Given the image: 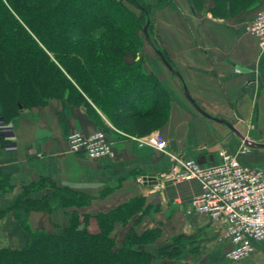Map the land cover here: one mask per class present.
<instances>
[{
	"label": "crops",
	"instance_id": "obj_1",
	"mask_svg": "<svg viewBox=\"0 0 264 264\" xmlns=\"http://www.w3.org/2000/svg\"><path fill=\"white\" fill-rule=\"evenodd\" d=\"M258 6L226 18L210 12L195 13L189 5L188 13L183 5L165 11V23L158 28L162 53L180 77L161 59L149 58L145 71L158 80L168 108L163 123L148 133L136 124L132 127L136 117L113 123L90 100L85 108L65 98L53 99L47 105L23 109L11 122L0 121V210L11 208L18 200H40L51 192L45 184L92 196L87 209L92 214L98 206L105 211L140 197L151 213L142 216L135 225L136 232L160 230L156 243L143 247L150 253L181 238L189 243V250L174 259L177 264H264L261 241L253 242L254 253L240 262L225 259L229 245L219 240L223 222L185 211L195 191L193 185L170 182L158 191L151 184L137 181L167 172L171 167L168 153L208 167L220 163L218 152L226 150L242 165L264 168L262 161L238 154L235 133L200 114L184 95L185 87L205 114L228 122L239 133L251 127L264 138V51L245 30L264 8V0ZM96 130L106 133L111 155L90 160L83 153L68 150L66 138L70 132L91 134ZM156 133L165 140L168 153L146 143ZM251 142L264 144L256 138ZM3 220L0 242L26 241L10 213ZM29 221L34 230L47 233L71 225L70 217L60 210L51 214L32 212ZM89 226L90 231L97 229L96 221L92 219ZM165 260L157 258L154 263Z\"/></svg>",
	"mask_w": 264,
	"mask_h": 264
},
{
	"label": "trees",
	"instance_id": "obj_2",
	"mask_svg": "<svg viewBox=\"0 0 264 264\" xmlns=\"http://www.w3.org/2000/svg\"><path fill=\"white\" fill-rule=\"evenodd\" d=\"M102 1L124 8L143 31L149 11L138 0L130 1L141 10L143 26L121 1ZM240 1L244 0H218L209 12L226 18ZM93 12L83 7L80 0H0V121L11 122L23 109L65 98L70 104L85 108L90 100L115 124L136 117L142 120L139 128L144 127V133L163 123L168 107L158 80L125 58L134 49L120 37L127 27L123 23L118 27L109 25L105 14L100 10ZM144 120L148 122L143 123ZM50 185L51 192L40 200H18L12 208L27 215L29 211L49 209L47 204L60 209L65 202L92 198ZM139 200L135 198L123 209L112 211L110 217L103 216L100 232L95 235L80 229L84 225L74 229L72 221L58 233L33 232L22 248L0 250V264H155L154 256L167 259L160 264H177L174 259L182 253L173 251L174 246L161 247L154 254L139 248L158 240V228L138 234L132 227L119 245L113 237L118 218L125 216L130 221L134 215L139 218L142 212H149V207ZM40 247L48 259L40 258ZM167 251L170 252L164 257L158 255Z\"/></svg>",
	"mask_w": 264,
	"mask_h": 264
},
{
	"label": "built area",
	"instance_id": "obj_3",
	"mask_svg": "<svg viewBox=\"0 0 264 264\" xmlns=\"http://www.w3.org/2000/svg\"><path fill=\"white\" fill-rule=\"evenodd\" d=\"M245 30L257 39L264 51V8L249 22ZM68 150L83 153L90 160L111 155V145L106 133L96 130L91 134L72 131L67 135ZM160 152H166V142L156 133L147 142ZM170 169L156 177H139L141 184L153 180L156 189L170 182L189 183L194 193L189 198L185 211L199 214L213 222H223L219 240L229 248L224 252L226 260L237 263L255 251L253 242H264V168L250 167L239 163L237 156L220 150V163L201 166L192 158L170 154Z\"/></svg>",
	"mask_w": 264,
	"mask_h": 264
},
{
	"label": "rangeland",
	"instance_id": "obj_4",
	"mask_svg": "<svg viewBox=\"0 0 264 264\" xmlns=\"http://www.w3.org/2000/svg\"><path fill=\"white\" fill-rule=\"evenodd\" d=\"M119 1L122 2V5L126 9L130 10L131 12H133L134 14H136V16H138L140 18V20L142 22V26H143L145 22L143 23L144 17H143L141 10H139L136 6H134L130 0H119ZM217 1L218 0H138V2L142 3L145 7H147V9L149 11L150 23L148 26V36H149L150 42L152 40L158 46L159 51L161 53L163 52V50H162L161 38H160V35L158 33V28L163 26L165 23V11L167 9H172V7L174 9H176V8L181 9V5H183V7H184L183 9H185L186 12L188 13L189 12L188 11V5H189V6H191L192 10H194L195 13L200 14L203 12H209V10H211L212 7H215V3ZM262 1L263 0H244L243 2L240 1L237 4V7L234 9V12H232V13L233 14H241V13H244L247 11L250 12L252 9H254L258 5H260L262 3ZM80 2H81V5L85 8H87L88 10H90L91 13L95 14V12H93L94 10L95 11L100 10L103 14H105V18H106L109 25H114V26L118 27L121 23L125 24V26L127 27V28L123 29V32L125 34L124 35L121 34L120 37L122 38V41H124L125 43L127 41V42H130L132 45H134V49L132 48L131 52H129L125 56V58L132 59L134 61V63L139 66L140 71L144 74H147V72L145 71V68L147 67V63H148L149 58L156 57V58L160 59V57L155 52V50H154L155 48L153 49L151 47L148 40L146 39L144 32L140 29L137 22L129 16L128 12L124 8L117 6V4H116L117 9L112 4L107 3L108 5H106L105 4L106 1H102V0H80ZM217 9H218V6H217ZM219 12L222 13L221 10H219ZM127 15L129 16L131 21H128ZM87 22L88 21H86V23ZM141 122H142V120L135 118V121L132 122L133 123L132 127H134L135 124H136V126L139 127ZM144 122H148V120L147 121L144 120L143 123ZM125 125L127 126V124H125ZM125 125H123V126L125 127ZM118 126H120V123H118ZM120 128H122V127H120ZM230 132H231V130H230ZM240 133L245 138V140L248 139L247 140L248 142H251L254 138L264 141V138H261V133L254 131L251 127H249L248 129H246ZM235 138H236V140H238V146H237V148H238L237 153L238 154H247V156L254 157L255 159L262 161L264 163V148H260V149L259 148H251L238 135L235 134ZM156 183L153 184L151 182H148L146 184H151V185H153L154 188H156V186H155ZM45 185L48 188L50 187V189H51V185L50 186L48 184H45ZM164 186H165V184L163 185V188H161V186H159L157 188V190L160 191V190L164 189L165 188ZM32 187L33 186H31L30 188H32ZM98 197H100V195H98ZM93 198H94V196H93ZM137 198H140V197H137ZM131 200H133V199H131ZM131 200H129L125 203H121L119 205H116L114 207H111L105 211H100V207L98 206L97 207L98 211L97 210L92 211L93 214L87 212L88 207L91 205V202L89 200L88 201L82 200L80 202H76V203H72V204L65 202L64 205H62L60 209H56V208L53 209V207L51 205L53 203H51V204L46 205L47 207L49 206L48 207L49 209L42 210V211L41 210L40 211H34V210L29 211V213L27 215H25V213H22V215H20L18 212L19 209H14L12 207L8 208L6 210H0V222H3L4 221L3 218L8 213H10L12 215V217L14 218L15 223L18 225L17 229L21 232V234H24L26 237V241L23 243H19V244L0 242V250L5 249V248L20 249L24 245L27 244V242L31 236V233L41 231L40 229L34 230L30 225L29 217H30V214L32 212H42V213H46V214H51L54 211L60 210L63 213L67 214L70 217V220L72 222H74V226H73L74 229L79 228L80 225H84L83 227L81 226L80 229H84L85 232L88 234L95 235V234H98L100 232V223L103 220V216H105V218L107 216L110 217V214L112 211L120 210L122 208V206H124V204L130 202ZM140 202L144 204V200L142 198H140L139 203ZM150 213L151 212L143 214V212H142L141 213L142 215H139V218H137L138 217L137 215H134V218H132L130 221H126L124 219L125 216L118 218L119 220L113 225V231L114 232L112 233L113 237H115L118 245L122 243L125 235L128 234L132 230V227L135 230V225L139 224L138 222H140V219L142 218V216L146 217ZM115 217L116 216H114V218ZM92 219L94 221H96V224H97V229L94 228V231H90L91 230L90 228L88 229L89 223ZM104 223H106V222H104ZM63 229H65V228H63ZM15 230H16V228H14L13 230L10 229L11 235L15 234ZM60 230L58 232H60ZM42 232H45V231H42ZM58 232H56V233H58ZM123 232H124V235H123ZM45 233H47V232H45ZM142 233H143V231L140 234H142ZM18 235H19V233H18ZM145 238H149V237L146 236ZM182 241L183 242L181 243V238H178V239L174 240L171 243V245H169V246H171V247L174 246L173 251H175L176 253H178V252L182 253L186 249H188L187 247L189 246V243L185 239ZM146 243L139 246V248L141 250H143L144 252L150 253L149 251L145 250L143 247H147L148 245H150L151 242H148V244H146ZM179 246H180L181 251H179ZM164 248H166V247H164ZM169 252L170 251H167V253L163 252L162 255H160V254H158V255L161 257H164V254H168ZM38 255H40V258H43L44 260L48 259V257L42 253L41 247H40V251H38ZM156 259H157L156 256H154L153 262ZM159 259H161V258H159ZM179 264H181V263H179Z\"/></svg>",
	"mask_w": 264,
	"mask_h": 264
},
{
	"label": "water",
	"instance_id": "obj_5",
	"mask_svg": "<svg viewBox=\"0 0 264 264\" xmlns=\"http://www.w3.org/2000/svg\"><path fill=\"white\" fill-rule=\"evenodd\" d=\"M149 23H150V21H149V19H148L147 22H146V24H145V26H144V28H143V32H144V34H145V36H146V39L148 40L149 44H150L151 47L154 49L152 43L150 42L149 36H148V26H149ZM154 50H155V52L157 53V55L160 57V59L162 60V62L164 63V65H165V66H166L171 72H173L175 75H177L178 77H180V76L178 75V73H177L176 71H174V70L172 69V67L168 64V62L165 60L163 54H162L159 50H156V49H154ZM237 69H239V68H237ZM184 95H185V97H186V98H187V99H188V100L194 105L195 109H196L200 114H202L203 116H205V117H207V118H210V119H212V120H214V121H217V122L222 123V124H224L225 126H227V127L231 130V132L237 134L242 140H244L245 143H246L249 147H251V148H264V144H257V143H254V142H248L247 140H245V138H244V137H243V136H242L237 130H235V129L233 128V126L230 125L228 122H226V121H224V120H219V119H217V118H214V117H212V116H209V115L205 114L200 108H198V107L194 104V102H193L192 99L190 98V96H189V94H188V92H187V90H186L185 87H184ZM150 182L153 183V184L156 183V182L153 181V180H150Z\"/></svg>",
	"mask_w": 264,
	"mask_h": 264
}]
</instances>
